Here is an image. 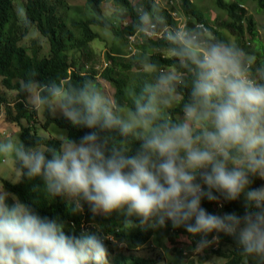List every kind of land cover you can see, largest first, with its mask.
I'll return each instance as SVG.
<instances>
[{
    "label": "clouds",
    "instance_id": "9594fccd",
    "mask_svg": "<svg viewBox=\"0 0 264 264\" xmlns=\"http://www.w3.org/2000/svg\"><path fill=\"white\" fill-rule=\"evenodd\" d=\"M199 29L166 37L170 56L192 73L180 121L159 115L175 96L173 75L145 84L126 117L92 81L68 88L26 80L35 110H58L82 134L44 146L0 134L7 183L38 181L33 190L48 203L59 199L72 215L87 208L93 219L115 214L123 231L183 229L181 239L197 252L227 237L245 259L264 264V63ZM204 201L219 209L238 202L242 213H211ZM108 240L115 243L99 230L69 233L0 181V264H108Z\"/></svg>",
    "mask_w": 264,
    "mask_h": 264
},
{
    "label": "trees",
    "instance_id": "16d2710c",
    "mask_svg": "<svg viewBox=\"0 0 264 264\" xmlns=\"http://www.w3.org/2000/svg\"><path fill=\"white\" fill-rule=\"evenodd\" d=\"M82 1L86 5L87 15L84 18H70L64 13L69 8L64 0H27L23 6L22 17H19L15 10V0H0V84L6 90L17 92L14 102L10 104L6 102L4 97L0 96V104H4L5 121L18 128L19 136L25 145L58 144L60 141L57 139L39 135L38 129L46 131L50 125L65 129L67 135L73 138L82 134V132L72 129L61 117L53 116L52 111H45L43 123L37 126L36 111L26 106L27 93L23 88L26 80H39L41 83H49L55 80L61 86L68 88L80 87L84 82L92 81L100 90L101 85L97 81L100 78L114 89L113 108L121 115L123 111L129 112L134 109L135 101L145 84H153L152 81L156 83L162 75L161 73L170 69L175 73L176 78L172 83L176 90L175 95L179 97V100L175 102L173 107L163 109L159 115L161 118H168L173 121L182 120V106L188 99L192 73L184 67L178 58L170 56L168 50L172 45L166 37L159 41L151 39L138 41L132 56L124 57L116 52L107 53L106 66L99 74L93 67L79 63V59L82 57L86 61L90 60L88 46L99 37L98 33L94 31V27L106 29L115 38L126 41L128 35L134 34L144 25L143 17L145 15L160 25H171L175 28V22L170 15L171 7L169 9L161 8L159 2H156L157 0H138L134 4L132 0H111L114 6L125 10L130 19V23L119 30L103 14L101 5L104 0ZM174 1L176 0H171L172 3ZM178 1L180 12L187 19L190 27L194 23H201L219 38L226 39L215 27L210 25V21L205 17L203 10L195 6L193 2L190 0ZM213 1L215 7L229 19L224 23V28L241 39L245 32L250 36L251 41L255 39L254 22L246 16L244 5L253 2L260 11L264 12V0ZM32 28H35L38 34L47 41L49 53L46 56L40 55V46L34 42L30 47L21 43ZM243 51L253 54L245 44ZM73 55H78V57ZM257 63H264V60L257 57ZM149 65H154V67H149ZM144 67H149L154 75L150 76L145 73ZM135 144L136 141L130 138V146H135ZM1 181H5V187L22 201L32 202L40 215L59 219L65 224L66 231L77 236L81 233H92L99 230L102 235L114 237L115 243L110 240L105 241L108 247L123 243L129 251L139 250L153 238L157 244L162 240L161 237L156 238L152 230H142L136 227L123 231L124 218L115 214L107 219L100 216L93 219L85 208L82 214L72 215L61 200L57 199L50 204L41 193L34 191L33 185L39 183L38 181L22 182L15 186L7 183L10 182L8 180L2 179ZM202 206L209 212L216 213L215 204L204 201ZM221 210L242 213V207L238 202L226 204ZM184 235L183 229L174 231L170 225L164 229V236L172 244L170 249L172 257H168L164 263L154 256L116 254L112 257L109 253L108 264H182V260L187 257V252L176 247V240L179 236ZM220 244L221 246L223 244L232 246V241L224 237ZM233 248L235 251H231L228 255L221 252L219 246L211 253L214 256L225 258L224 264H246L250 262L241 256L235 247ZM186 264H193V262L190 261Z\"/></svg>",
    "mask_w": 264,
    "mask_h": 264
},
{
    "label": "rangeland",
    "instance_id": "374dc122",
    "mask_svg": "<svg viewBox=\"0 0 264 264\" xmlns=\"http://www.w3.org/2000/svg\"><path fill=\"white\" fill-rule=\"evenodd\" d=\"M27 0H15V10L19 17H22L23 15V6ZM51 1V0H48ZM55 1V0H52ZM65 4L69 7L65 10V14H67L70 18H84L87 15V9L84 1L82 0H64ZM138 0H132V3H136ZM156 1V0H155ZM193 2L195 6L203 10L205 17L210 21V25L212 27H215L219 33L224 36L228 41L235 42L238 46H241L243 49V45L248 48L249 51H252L253 55H256L260 59L264 60V12L260 11L255 3L248 2L244 5V9L246 10V16L252 19L254 22V31L255 39L253 41L250 40V36L245 32L244 37L242 39L240 37H237L235 34L224 28V23L226 21H229L227 16L220 10H218L215 7L213 0H190ZM227 2H233L234 0H225ZM156 2H159V7L169 9L171 7L170 11L175 12L180 16V20L183 19V15L180 12V3L178 0L174 1L171 5H169L167 2L168 0H157ZM169 5V6H168ZM101 9L103 11V14L105 17L110 20L112 23L115 24V26L120 30L123 27H125L128 23H130V19L128 17V14L125 10L118 8L113 5L111 0H104ZM68 17V18H69ZM228 19V20H227ZM152 22H155L154 19L148 18V20H144V25L151 24ZM157 22V21H156ZM94 31H96L99 35L97 39H95L90 45L88 46V52L90 60L86 61L83 57L79 59V63L86 64L88 67H93L97 74H99L102 69L106 66V54L107 53H119V55H123L124 57H128L126 54L128 49V43L124 40H120L119 38H115V36L108 30L94 27ZM33 42L40 46V55L46 56L49 53V46L45 38L40 36L38 32L35 30V28H32L28 34L22 39L21 43L26 46L30 47V45L33 44ZM137 43V42H136ZM134 43V47L136 45ZM134 54V51H131L130 53ZM74 57H78V55H73ZM145 73L149 74L150 76L154 75V72L149 67H144ZM161 76H167V75H175L173 70H165L163 73H161ZM160 76V77H161ZM133 80V78H132ZM100 85L101 89L100 91L106 96L108 100L111 101L112 106L114 107V89L104 80L98 78L97 80ZM153 84H155L154 81H152ZM157 83V82H156ZM17 92L6 90L1 84H0V96L4 97L6 99V102L8 104L14 102V99L16 98ZM179 100L178 96H174L171 103L168 105H160V112L163 109L171 108L174 106L175 102ZM26 106L30 109H34L31 104V98L27 94V100H26ZM35 110V109H34ZM36 111L37 114V126L43 123L45 112ZM53 116L61 117L58 110H52ZM128 112L123 111L121 113L122 116H127ZM25 124V122H23ZM39 135L43 137H49L54 138L57 140H61L62 136L67 135V131L65 129H61L57 127L56 125H50L46 131L42 129H38ZM7 132L15 133L19 135L18 128L15 127V125L11 123H7L4 119V104H0V134H4ZM11 164L10 162H4L2 159H0V181L2 179L8 180L11 182ZM216 212L222 211L217 206L214 207ZM224 212V211H222ZM157 237H161L162 240L159 244L155 242V239H151L147 245L140 248L136 251H129L127 250L125 244L118 243L116 245L108 247L109 253L112 255L116 254H124V255H148V256H154L157 259H161V261L164 263L165 260L168 257H172V253H170V249L172 248V244H170L169 240L164 236V230L160 232H154ZM165 237V238H164ZM182 236H179V238L176 240L178 248L181 250H184V252H187V257H185L182 260V264H186L187 262L192 261L193 264H224L226 259L214 256L213 252L216 250V248L219 246L221 248V252L226 253L227 255L231 253V251H235L234 248L231 245H222L219 244L218 246H214L205 252H197L194 251L192 246L188 244L186 241L181 239ZM246 262V260H244ZM246 264H252V262H247Z\"/></svg>",
    "mask_w": 264,
    "mask_h": 264
},
{
    "label": "built area",
    "instance_id": "2783aa9c",
    "mask_svg": "<svg viewBox=\"0 0 264 264\" xmlns=\"http://www.w3.org/2000/svg\"><path fill=\"white\" fill-rule=\"evenodd\" d=\"M167 3L172 4L171 0H168ZM171 18L175 22V28L171 25H160L156 22H152L148 25H143L140 29H138L134 34L128 35L126 37V42L128 43V55H131V51L135 53L134 43L142 40V39H151L153 41H159L167 37L169 32H175L177 29H185V30H197L200 31L199 25L201 23H194L191 27L188 25L187 19L183 17L180 20V16H178L175 12H170ZM206 35V33H205ZM134 55V54H132Z\"/></svg>",
    "mask_w": 264,
    "mask_h": 264
}]
</instances>
